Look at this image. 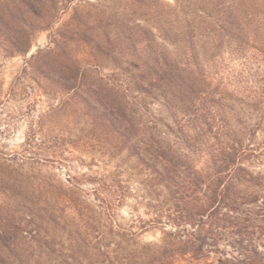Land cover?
Returning <instances> with one entry per match:
<instances>
[{
  "label": "rangeland",
  "instance_id": "rangeland-1",
  "mask_svg": "<svg viewBox=\"0 0 264 264\" xmlns=\"http://www.w3.org/2000/svg\"><path fill=\"white\" fill-rule=\"evenodd\" d=\"M25 1L34 11L0 0V207L23 212L22 226L35 234L32 256L44 264H159L169 254L159 250L163 233L180 228L182 239L203 230L191 240L202 260L173 264H264V0ZM213 4L241 21L243 40L219 39L198 23ZM192 22L202 74L226 105L225 128L248 149L247 175L232 193L238 202L259 194L195 226L177 215L150 168V135L177 150L176 196L190 208L195 169L214 180L206 153L230 137L174 124L164 100L140 101L133 88L160 52L182 57L179 37Z\"/></svg>",
  "mask_w": 264,
  "mask_h": 264
},
{
  "label": "trees",
  "instance_id": "trees-1",
  "mask_svg": "<svg viewBox=\"0 0 264 264\" xmlns=\"http://www.w3.org/2000/svg\"><path fill=\"white\" fill-rule=\"evenodd\" d=\"M21 3L28 6L25 0H21ZM28 7L31 12L34 11L32 5ZM206 10L204 9L205 16L198 23L210 27L212 30L210 34H220L219 39L223 37V39L228 38L230 41L243 40L244 33L241 21L239 22L233 12H228L230 9L217 4L212 9ZM193 23H189L186 26V31H182V34H180L179 40L182 43V57L180 59H171L165 51H162L157 58L153 59L152 64L148 63L141 73L133 76V88L138 95L142 96L140 101L144 99H149L152 102H157L159 99L164 100V103L168 104L171 109L174 124L184 121V125L190 124L199 132H208L213 135L214 139H217V137L229 139L230 137L227 146H219L206 153L211 160L210 169L215 176L214 180L209 183L204 182L200 169H195V175L191 178L195 195L194 193L191 194L190 198L192 199L189 200L197 205L190 208L189 202L185 201L183 204L184 197L178 199L176 196L179 192V184L176 180V172L179 169V161L176 159L178 157L177 150L169 145L165 139L158 140L155 143L154 137L150 135V144L148 145V151L152 155V159L149 161L150 168L154 169L156 177L164 183L170 196L175 200L174 205L177 215L184 220L183 222L191 226L196 225V220H205L211 223L219 215L229 217L228 213L230 211L237 210L236 204L254 203L259 199L258 193H252L250 196L245 195L238 202L239 197H235V194L232 193L233 185H235V181H238V177L245 178L247 175L246 168L241 163V156L245 155L248 149L243 148V142L238 139V134L234 130L228 127L225 128L228 125L222 115L223 107L226 105L222 103L221 98L217 100L214 98L217 88L213 89L202 74L199 54L193 49ZM24 36L21 33L20 38L24 39ZM26 46L16 47V51L24 53L28 49V46ZM215 50L216 48L207 51L211 53L210 57L214 56L212 53ZM131 67L135 71L139 70L138 65L132 64ZM199 136L197 134V138ZM152 144H156V146L154 145V147ZM187 146L191 148L190 144ZM196 150L199 151V149ZM216 153L217 155H215ZM197 192L201 195V198H199L200 195H197ZM223 208H226V212H222ZM22 214L20 208L0 207V264L45 263L43 262L44 259L32 256V241L35 234L32 236V230L26 233L25 227L21 223V220L26 217H20ZM29 222L31 221L27 220L26 223ZM180 232V228H176L174 231L163 233L164 245L160 246L159 250L162 253L169 254L168 257L164 256L167 261L159 264H173L187 255H192V258L195 257L196 260H202V257L197 255L199 250L192 248L191 240L194 235L202 238L203 230L184 235L183 239L180 237L182 236ZM27 235L31 237L28 239ZM167 240L171 242L167 243ZM161 258L159 259L161 260ZM71 259L73 260V258ZM219 264L234 263L230 260L219 259Z\"/></svg>",
  "mask_w": 264,
  "mask_h": 264
}]
</instances>
